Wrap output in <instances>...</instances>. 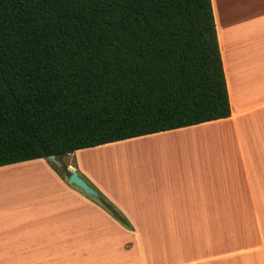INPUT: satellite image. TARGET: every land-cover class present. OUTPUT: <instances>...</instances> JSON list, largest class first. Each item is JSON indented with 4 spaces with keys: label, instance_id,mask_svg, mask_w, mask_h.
Returning a JSON list of instances; mask_svg holds the SVG:
<instances>
[{
    "label": "crops",
    "instance_id": "crops-1",
    "mask_svg": "<svg viewBox=\"0 0 264 264\" xmlns=\"http://www.w3.org/2000/svg\"><path fill=\"white\" fill-rule=\"evenodd\" d=\"M211 5L229 118L103 145L131 152L89 176L131 229L43 159L0 167V264H264V0Z\"/></svg>",
    "mask_w": 264,
    "mask_h": 264
},
{
    "label": "trees",
    "instance_id": "trees-1",
    "mask_svg": "<svg viewBox=\"0 0 264 264\" xmlns=\"http://www.w3.org/2000/svg\"><path fill=\"white\" fill-rule=\"evenodd\" d=\"M230 114L211 0H0V167Z\"/></svg>",
    "mask_w": 264,
    "mask_h": 264
},
{
    "label": "rangeland",
    "instance_id": "rangeland-1",
    "mask_svg": "<svg viewBox=\"0 0 264 264\" xmlns=\"http://www.w3.org/2000/svg\"><path fill=\"white\" fill-rule=\"evenodd\" d=\"M102 147L103 145L75 151L72 154L57 159V164L49 159H43V161L47 164V166L53 169L54 173L64 183L68 182L67 174H69L70 169H72L68 167V165H72L74 167L73 171H75L79 175V177H81L91 187H95V185L93 184L89 176H92L96 182L115 186L119 183V171L123 169L124 165L126 164V161H130V158H127L126 154L131 155V152L124 151V148L117 150L112 149L108 151L103 149ZM128 164V166H131V163ZM33 165L35 164H28V166L31 167ZM18 172L19 170L17 168L0 170V201H2L3 199V186L5 180H7V175L15 174ZM12 183H19V178L12 179ZM97 194L99 197H93L89 195L87 196H89L97 205H99V203L103 200L104 202H107L108 204L115 207L111 200L105 198L98 192Z\"/></svg>",
    "mask_w": 264,
    "mask_h": 264
},
{
    "label": "water",
    "instance_id": "water-1",
    "mask_svg": "<svg viewBox=\"0 0 264 264\" xmlns=\"http://www.w3.org/2000/svg\"><path fill=\"white\" fill-rule=\"evenodd\" d=\"M48 159L57 164V160L53 156H49ZM68 182L79 188L86 195L99 197L96 190L88 185L81 177H79V175L73 171V169H70Z\"/></svg>",
    "mask_w": 264,
    "mask_h": 264
}]
</instances>
